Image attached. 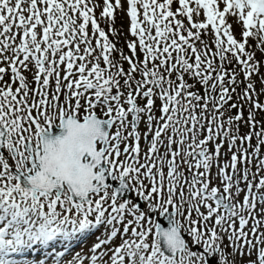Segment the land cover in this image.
Masks as SVG:
<instances>
[{
  "label": "snow or ice",
  "instance_id": "snow-or-ice-1",
  "mask_svg": "<svg viewBox=\"0 0 264 264\" xmlns=\"http://www.w3.org/2000/svg\"><path fill=\"white\" fill-rule=\"evenodd\" d=\"M250 40L264 54V0H0V264L37 247L62 256L58 244L98 231L88 264H264V75Z\"/></svg>",
  "mask_w": 264,
  "mask_h": 264
},
{
  "label": "rangeland",
  "instance_id": "rangeland-1",
  "mask_svg": "<svg viewBox=\"0 0 264 264\" xmlns=\"http://www.w3.org/2000/svg\"><path fill=\"white\" fill-rule=\"evenodd\" d=\"M230 22V21H229ZM124 24H125V22H124ZM89 29H91V27L89 26ZM234 34L236 33V29H234ZM239 33V32H238ZM91 35V34H90ZM131 40L132 38L131 37H129L128 35L126 36V37H123V41H125V40ZM205 39H208V37H205ZM250 42H251V40H250ZM255 42V41H254ZM95 42L93 41V44H94ZM261 56H264V54L263 55H261ZM63 73V72H62ZM62 73H61V75H62ZM255 82H256V91L257 92H260V88H261V85H260V80H259V77H256L255 79H253ZM260 97H262V98H258V100H259V102H261V103H264V94H261V95H259Z\"/></svg>",
  "mask_w": 264,
  "mask_h": 264
},
{
  "label": "water",
  "instance_id": "water-1",
  "mask_svg": "<svg viewBox=\"0 0 264 264\" xmlns=\"http://www.w3.org/2000/svg\"><path fill=\"white\" fill-rule=\"evenodd\" d=\"M163 225V224H162ZM164 226V225H163ZM165 227H167V226H165Z\"/></svg>",
  "mask_w": 264,
  "mask_h": 264
}]
</instances>
